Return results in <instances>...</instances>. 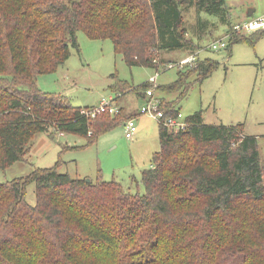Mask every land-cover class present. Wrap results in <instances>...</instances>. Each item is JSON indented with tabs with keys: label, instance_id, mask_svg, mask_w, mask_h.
I'll return each instance as SVG.
<instances>
[{
	"label": "trees",
	"instance_id": "obj_1",
	"mask_svg": "<svg viewBox=\"0 0 264 264\" xmlns=\"http://www.w3.org/2000/svg\"><path fill=\"white\" fill-rule=\"evenodd\" d=\"M189 7L198 25L202 13L229 24L226 0H0V170L27 162L40 134H75L91 144L131 119L123 109L88 118L69 97L39 88V76L79 51L78 33L111 40L130 68H157L156 60L166 64L163 54L201 49L188 38ZM235 33V42L254 43ZM216 68L198 59L156 91L178 93L192 75L204 80ZM148 87L134 92L144 98ZM116 88L130 91L123 82ZM158 99L166 116L180 112L179 99ZM186 120L179 133L160 126V152L142 177L145 195L125 192L100 172L96 183L73 179L58 164L0 184V264H264L257 138L242 125H207L203 112ZM31 184L34 205L26 200Z\"/></svg>",
	"mask_w": 264,
	"mask_h": 264
},
{
	"label": "rangeland",
	"instance_id": "obj_2",
	"mask_svg": "<svg viewBox=\"0 0 264 264\" xmlns=\"http://www.w3.org/2000/svg\"><path fill=\"white\" fill-rule=\"evenodd\" d=\"M226 3L230 8L229 24L202 13L204 24L198 25L195 8H184L188 38L201 49L163 54L165 63H169L198 53L199 60L217 63L213 74L204 80L192 75L178 93L165 95L155 91V94L167 101L179 99L178 108L185 118L203 112L207 125L244 126L246 135L257 138L264 159V35L255 39L254 34L259 30L248 33L234 29L249 21L264 19V0H226ZM250 12H254L252 17L248 16ZM232 32L252 38L254 43L235 42ZM220 41L227 45L226 49L213 51L208 48ZM78 43L79 51L72 49L69 60L55 73L37 78L39 88L47 93L67 96L74 107L83 110L98 108L102 100L111 98L118 109H123L124 119H136L137 132L132 139H127L125 126L120 124L91 144L88 138L75 134L62 136L56 133L53 137L40 134L33 142L29 162H19L0 170V184L26 177L38 168L58 164V172L69 174L73 179L96 183L100 172L104 181L118 182L125 192L145 195L142 177L160 152V125L156 120L140 115L145 102L134 90L148 83L155 76L156 68L128 67L123 57L115 54L111 40L89 39L80 32ZM162 68L157 81L159 86L171 85L180 72L189 69ZM118 82L128 85L130 91L117 92ZM182 92L184 96L180 98ZM26 200L35 204L34 184L27 187Z\"/></svg>",
	"mask_w": 264,
	"mask_h": 264
},
{
	"label": "built area",
	"instance_id": "obj_3",
	"mask_svg": "<svg viewBox=\"0 0 264 264\" xmlns=\"http://www.w3.org/2000/svg\"><path fill=\"white\" fill-rule=\"evenodd\" d=\"M235 31H246L248 33L255 32L258 30L264 29V19H259L257 21H249L245 23L243 26H235ZM209 49L213 51H219L221 49H226L227 45L220 41L212 43L208 46ZM198 53L191 54L183 60L177 62H169L164 65H161L159 61H154L157 65L156 74L153 76L148 82V89L144 94V106L141 108L140 115L148 116L154 120H156L160 126L169 129L174 133L183 132L188 128V123L186 118L179 112L176 116H166L165 113L159 110L160 100L156 97L155 91L159 87L157 81L160 75V68L164 67L163 70H173L179 69L180 71L186 68H192L195 66L198 60ZM109 112L111 116H115L119 109L115 104V100L108 99L102 100L101 104L98 108L94 109H85L82 110V113L86 115L88 118H95L97 115ZM125 136L127 139H132L137 132L136 119L131 118L125 121ZM62 136L63 133H60Z\"/></svg>",
	"mask_w": 264,
	"mask_h": 264
},
{
	"label": "crops",
	"instance_id": "obj_4",
	"mask_svg": "<svg viewBox=\"0 0 264 264\" xmlns=\"http://www.w3.org/2000/svg\"><path fill=\"white\" fill-rule=\"evenodd\" d=\"M254 14V12H252V15ZM248 16H249V14H248ZM252 17V16H251ZM174 53V52H173ZM160 98V97H159ZM144 99V98H143ZM260 155H261V153H260ZM29 162V160H28V156H27V163ZM261 162H262V168H263V173H264V159L262 158V156H261Z\"/></svg>",
	"mask_w": 264,
	"mask_h": 264
},
{
	"label": "water",
	"instance_id": "obj_5",
	"mask_svg": "<svg viewBox=\"0 0 264 264\" xmlns=\"http://www.w3.org/2000/svg\"><path fill=\"white\" fill-rule=\"evenodd\" d=\"M251 16H252V12L249 13V17H251ZM87 181L90 182L89 180H87Z\"/></svg>",
	"mask_w": 264,
	"mask_h": 264
}]
</instances>
